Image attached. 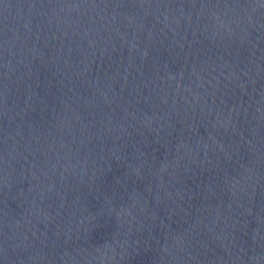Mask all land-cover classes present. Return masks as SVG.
Here are the masks:
<instances>
[{
	"label": "water",
	"instance_id": "water-1",
	"mask_svg": "<svg viewBox=\"0 0 264 264\" xmlns=\"http://www.w3.org/2000/svg\"><path fill=\"white\" fill-rule=\"evenodd\" d=\"M0 264H264V0H0Z\"/></svg>",
	"mask_w": 264,
	"mask_h": 264
}]
</instances>
